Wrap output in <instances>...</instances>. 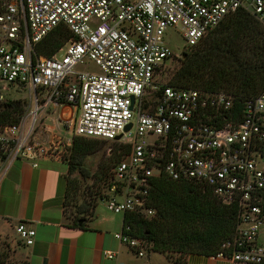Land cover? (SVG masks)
I'll return each instance as SVG.
<instances>
[{
  "label": "built area",
  "instance_id": "2783aa9c",
  "mask_svg": "<svg viewBox=\"0 0 264 264\" xmlns=\"http://www.w3.org/2000/svg\"><path fill=\"white\" fill-rule=\"evenodd\" d=\"M237 11L264 27V0H0V106L10 89L28 93V104L10 99L26 105L25 116L0 126V175L17 160H64L61 148L75 137L114 144L125 155L105 188L109 212L151 220L153 180L189 183L237 212L232 238L211 258L264 264V90L239 105L226 92L155 86L166 62ZM60 27L65 45L52 58L38 55ZM170 32L184 42L178 52ZM15 234L34 244L26 225ZM113 237L139 259L154 250L129 224Z\"/></svg>",
  "mask_w": 264,
  "mask_h": 264
},
{
  "label": "trees",
  "instance_id": "16d2710c",
  "mask_svg": "<svg viewBox=\"0 0 264 264\" xmlns=\"http://www.w3.org/2000/svg\"><path fill=\"white\" fill-rule=\"evenodd\" d=\"M68 39L67 30L60 27L41 42L36 51L38 55L52 58ZM181 61L168 86L207 93L226 92L240 105L264 90V27L250 14L237 11L227 16L197 47L183 54ZM159 95L157 91L155 97ZM0 107V126L16 125L26 114V105L20 101L7 100ZM103 143L106 144L73 138L68 176L80 173L85 180L90 179L85 161ZM120 150L119 154L110 156L108 165L99 168L101 175L107 177L106 181L112 167L125 155L123 149ZM67 177L64 209L77 228L79 221L85 223L92 215L97 201L82 198L80 188ZM261 207L264 212V192ZM149 208L156 212L151 220L127 214L123 216V225H131L136 237L153 242L155 252L177 263L187 255L215 257L221 246L232 238L236 227L235 208L223 206L189 183L171 182L164 177L153 180ZM174 255L177 256L174 258Z\"/></svg>",
  "mask_w": 264,
  "mask_h": 264
},
{
  "label": "crops",
  "instance_id": "0c3cea01",
  "mask_svg": "<svg viewBox=\"0 0 264 264\" xmlns=\"http://www.w3.org/2000/svg\"><path fill=\"white\" fill-rule=\"evenodd\" d=\"M57 136V134H53ZM53 135H44L53 139ZM58 137V136H57ZM36 165V166H35ZM68 165L58 158L17 160L0 175V251L17 239L15 227L26 225L36 233L30 247L18 245L13 256L25 264H137L138 260L114 234L123 226L114 217H102L97 207L78 227L65 214ZM79 223V222H78ZM104 252L116 253L108 260ZM142 264H233L229 259L187 255L181 263L155 251Z\"/></svg>",
  "mask_w": 264,
  "mask_h": 264
},
{
  "label": "rangeland",
  "instance_id": "374dc122",
  "mask_svg": "<svg viewBox=\"0 0 264 264\" xmlns=\"http://www.w3.org/2000/svg\"><path fill=\"white\" fill-rule=\"evenodd\" d=\"M167 42L171 46V49L175 52L181 50L184 46V42L181 40V37L178 34L170 32L167 38ZM182 58H174L165 63L164 67L162 68L160 76L157 78L155 82V86H164L168 85L169 82L172 80L175 72L181 67L182 65ZM87 71H96V68L89 64L86 66ZM4 96L7 100L14 99V100H22L26 101L28 104V93L25 91L16 92L13 89H10L8 92L4 93ZM1 108V107H0ZM51 113V112H50ZM60 136L70 140L71 135L66 133L64 129L61 130ZM66 144V143H65ZM121 148L114 144L106 143L99 145L97 147V152L91 156H89L85 161V168L89 172L91 176L90 179L85 180L84 177L80 173H75L73 175L68 176L70 182H73L76 186L80 189L82 194V198L93 199L97 201V212L101 214L102 217H114L119 223L122 221V215H115L107 210L105 205L102 203V200L105 198V188L109 183L110 177L108 175V179L106 181V176H102L99 172V168L104 165H108L109 158L112 154H119ZM62 156L64 157L63 162L68 164V159L71 153L70 147L67 146L61 148ZM123 158V157H122ZM121 158V160H122ZM116 165V164H115ZM112 167V169L115 167ZM96 209V208H95ZM71 217V216H70ZM69 218V217H68ZM71 219V218H69ZM72 220V219H71ZM120 229L117 230L119 232ZM21 243L14 239L13 241L4 242L1 245L0 251V261H3L4 264H17L16 259H14L13 251ZM154 251V250H153ZM174 255L173 257L175 258ZM177 258V257H176ZM137 264H142L143 261H146V258L139 259ZM22 264V263H20ZM24 264V263H23Z\"/></svg>",
  "mask_w": 264,
  "mask_h": 264
},
{
  "label": "water",
  "instance_id": "95a60500",
  "mask_svg": "<svg viewBox=\"0 0 264 264\" xmlns=\"http://www.w3.org/2000/svg\"><path fill=\"white\" fill-rule=\"evenodd\" d=\"M130 127L127 128V130H129ZM119 139V138H118ZM84 221H79L78 225L81 226L83 224Z\"/></svg>",
  "mask_w": 264,
  "mask_h": 264
}]
</instances>
